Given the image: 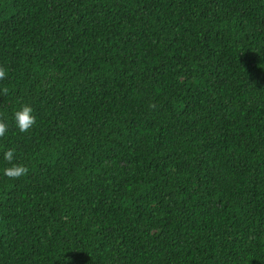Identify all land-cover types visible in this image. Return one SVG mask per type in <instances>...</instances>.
Listing matches in <instances>:
<instances>
[{
    "label": "trees",
    "instance_id": "obj_1",
    "mask_svg": "<svg viewBox=\"0 0 264 264\" xmlns=\"http://www.w3.org/2000/svg\"><path fill=\"white\" fill-rule=\"evenodd\" d=\"M0 67V264H264V0H0Z\"/></svg>",
    "mask_w": 264,
    "mask_h": 264
},
{
    "label": "clouds",
    "instance_id": "obj_2",
    "mask_svg": "<svg viewBox=\"0 0 264 264\" xmlns=\"http://www.w3.org/2000/svg\"><path fill=\"white\" fill-rule=\"evenodd\" d=\"M6 78V71L3 67H0V80ZM3 94L7 95L9 89L7 87L3 88ZM32 108L28 105H24L14 114L15 126L20 133H28L33 125L36 123L35 117L32 115ZM8 124L0 120V138L4 137L8 131ZM14 153L15 149H9L4 152L3 159L10 165L4 168L3 175L9 179L16 180L25 175H27L29 169L19 163H14Z\"/></svg>",
    "mask_w": 264,
    "mask_h": 264
}]
</instances>
